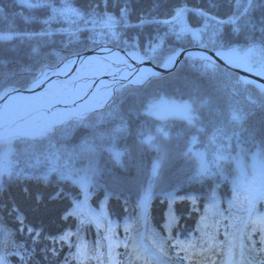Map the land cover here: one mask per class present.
I'll list each match as a JSON object with an SVG mask.
<instances>
[{"label":"snow or ice","instance_id":"obj_1","mask_svg":"<svg viewBox=\"0 0 264 264\" xmlns=\"http://www.w3.org/2000/svg\"><path fill=\"white\" fill-rule=\"evenodd\" d=\"M23 7L28 9L41 8L50 10L51 15L44 19V24H51L58 18L68 19L66 13L71 11L76 17L73 23L77 21V28L75 33H68L70 37H75L77 33H91L87 36L86 42L84 43V50L96 53L97 49L103 52H107L110 55L113 54V47L120 51L126 49L131 50V58L136 61L137 64H144L146 61L157 62L160 67L166 71L170 67L174 68L179 62L180 57L183 55L188 60H199L200 72L205 75L215 77L218 74L228 75L227 70L232 68H239L244 72H247L253 76L264 78V61L259 63H251L248 58V53L241 54V51L234 46L233 37L237 34H246L251 38L252 34L259 30L264 39V15H261L259 20L253 17V12L257 8L264 5V0H205V6H193L189 7L187 0H179V2L170 10L168 15L163 18L151 15H141L138 17V23L132 25L129 23L128 17L131 12V4L133 0H90L86 9L81 11L76 8L69 9L67 5L63 8L54 6L53 0H38V2H31V0H17ZM160 0H157L159 4ZM112 4L119 11V18L107 11L109 5ZM225 4L229 5L232 11L226 16L221 18L216 15V10L223 7ZM103 5L104 12L101 14L99 11ZM2 11V10H0ZM191 14L201 22V26L195 29L190 28L184 23V18ZM97 17L101 18L102 27L107 29L103 33L107 43L101 44L97 39L95 28H88L89 24L95 26L97 24ZM35 19L34 17H26V22H31ZM146 24L155 26V33H149L146 39H141V34L137 32L135 35H129L124 31H118L117 29H129L136 28L142 29ZM177 25L179 28L177 29ZM225 26L231 28L230 33L223 31ZM161 29H166L161 31ZM41 35L51 36V32H41ZM191 36V39L188 36ZM24 35L21 33L0 34V42H8L14 38ZM70 47L67 57H61L59 64H63L64 68H67L68 64H75L79 61L82 70H93L96 63L91 58L84 56L83 52L79 49V42L73 45V40L68 41ZM111 44L113 47H109ZM167 47L166 52L163 51L165 45ZM190 44L201 49H204L206 53L214 54L215 58L224 62V70L214 59L213 55L203 54L201 56H193L188 49L184 46ZM139 47L142 51V55L135 51ZM251 51V49H249ZM32 58H39V51L36 48L32 49ZM163 56L162 59H158L159 56ZM109 56L102 58L103 63H107ZM114 63V62H113ZM59 64L51 65L48 63H41L38 69V75L36 73L31 74V79L26 80L19 87L12 85L7 77L4 78V82L0 83V140L5 142L11 141L13 137L20 136L21 132L26 130L21 129L17 125V120L23 121L24 117L20 116L19 113H13L10 111L9 101L13 99V93H19L21 90L34 92L35 87L41 86L44 82L50 80L49 73H53L57 76L63 71ZM96 70H102L97 68ZM118 73V74H117ZM117 73H111L113 80L119 85V88L112 89L113 93H119L121 90L126 89L124 81H127L128 85L140 84L143 85L148 77L144 76L140 70H133L131 65H127L124 69H117ZM66 74V73H65ZM152 77H159V73H149ZM249 85H255L264 93V85H258L254 80L240 78L232 79L229 77V83L223 85L222 90L230 92L231 94L237 93L241 87L245 89ZM11 89L10 91L8 89ZM50 98H38L44 103H50ZM21 99H23L21 97ZM83 99V97H81ZM109 100H113L110 95ZM75 103V101H73ZM114 102V100H113ZM107 103V101H105ZM140 107H137L136 99L133 98L129 101L128 108L124 114L120 112H109L108 116L111 119L118 120L116 124L108 132L99 133L93 141L86 142V151L94 158L98 153L107 152L110 158L117 164L120 163L121 157L126 155V152L116 150V142L121 138L131 136L134 138L135 146L137 148H147L157 152V160L153 165L152 174L156 176L159 172L160 165L167 160L169 152L166 146H164L158 137H163L164 140L170 139V133L165 130L164 126H159L155 129V134L151 131L146 130L143 126H134L133 117L141 114V108L145 110V114H152L154 111H159L162 107H167L169 110L178 112L181 117L187 121L188 128L175 133V139L177 142H184L186 145L197 141V135L193 134H205L206 129L212 126L214 131L209 139V144L213 145L218 138L231 139L235 135V131L232 135H229V127L242 126L246 114L240 110L229 106L228 115L225 117L224 112L218 107L214 106L209 99L203 98L198 90H193L189 98L182 103L167 102L164 100L145 102L140 100ZM255 103V101H253ZM54 107V105H53ZM206 109V112L201 111ZM15 115V119L13 118ZM84 113H79L76 116L78 121L84 119ZM57 120L59 123H57ZM52 122H44L36 125L33 129V134L38 132L40 137L55 136L57 127L62 125L64 121L61 118H57ZM13 125L16 126L17 131H12ZM254 131V130H253ZM264 134V129L261 130ZM250 134H252L250 132ZM20 138H25L20 136ZM98 141V142H97ZM8 151L0 154V159L4 161L0 165V176L7 174L10 181L13 183H19L20 181H35L37 187L35 190H31L28 187H24L23 191L25 195L30 198L35 204H43L45 201L55 203L57 201L67 198V194L64 192L62 184L65 182H71L74 185L78 184L81 188L82 194L85 200L90 197V193L87 191L89 187L97 186L95 184V178L101 175V169L94 163V159L89 161L87 168L77 170L69 167L68 165H58L59 155L57 152H51L45 159L49 160V167L47 171L37 174L36 172H28L27 169H21L13 172L10 170L7 164ZM201 156V167L197 176L193 177L194 180H200L205 175H211L208 170L207 164L203 162ZM225 159L223 154L219 152L215 156L217 172H220L219 161ZM37 164H39V158H36ZM35 167V165L33 166ZM27 173V174H26ZM52 173H56L58 179L53 186L49 180V176ZM83 173V174H81ZM118 179L113 180V184L118 186ZM106 198L109 194L106 193ZM180 199H183L181 197ZM211 199L215 200V194L213 193ZM239 199V198H237ZM247 199V197H246ZM261 199H264V185L257 190L256 195L249 200L247 207L243 208V212L246 213L247 221L245 222L244 217H241L242 228L238 227L237 235L234 240H227L226 244L217 246L214 243L215 238L201 239L198 241L187 240L186 242H177L173 244V247L179 248L181 251L194 250L197 247H201L202 250L206 249L208 253L216 255L218 258L225 255V248H227L228 259L219 260V264H264V215H261L255 208V203ZM170 200L175 202V197L170 196ZM214 206V203H213ZM83 207V201L76 200L73 198L71 210L66 209L61 216V219L67 220L70 217L75 216L79 220V226L77 231L73 233L71 230L59 233L56 236L51 237L52 243H60L61 245L67 244L71 249L75 247L77 249V255L80 252L82 242L80 241V230L86 225H90L92 220L86 217L80 209ZM11 211L16 213V219L21 224L20 231L23 232L24 219L20 215L19 208L13 204L11 205ZM255 217V219H253ZM33 245V252H27L20 254L21 260L24 264H27V259L34 254L35 246L41 242L42 239H48L43 237L42 231L35 230L31 227L27 229ZM0 232L4 234L3 244L0 245V264H9L8 255L14 254L7 251L8 247V235L7 229L0 228ZM76 236L77 243H72V237ZM167 243V242H165ZM99 245V241L97 242ZM119 245H117L118 247ZM17 248L22 245H16ZM126 247V245H125ZM161 255L164 254V245L161 246ZM219 247V251H217ZM44 251L47 253L48 249ZM52 254L55 255V248L52 249ZM109 264H118L117 261L111 258V252L109 253ZM209 264H217V261L211 260L208 257ZM65 264H68L67 258Z\"/></svg>","mask_w":264,"mask_h":264},{"label":"trees","instance_id":"obj_2","mask_svg":"<svg viewBox=\"0 0 264 264\" xmlns=\"http://www.w3.org/2000/svg\"><path fill=\"white\" fill-rule=\"evenodd\" d=\"M31 2L35 3L38 2V0H31ZM89 2L90 0H53L54 6L58 8H63L65 7V5H67L69 9L74 7L81 11L86 9ZM178 2L179 0H160L159 4H157V0H133L131 4V12L128 17L129 23L132 25L137 24L138 17H140L141 15H151L163 18L164 16L168 15L170 10ZM187 3L189 7L205 6V0H187ZM0 10H2L0 11V34H9L10 32L24 34L19 36L18 38L12 39L11 41L0 42V82L2 81V83L4 82V78L7 77L8 81L12 85L19 87L26 80H30L32 78V73L38 72L39 66L42 62L56 65L60 61L61 57L68 56V51L70 47H72L68 44L69 39L73 40V45L79 42V49L81 51H85L84 43L86 42L87 38V35L85 33H77L75 37H70L69 35H65L61 32L64 30L76 31L77 23H80L82 26V22L80 21H77L76 23L72 22L76 20V17L72 14L71 11H68L66 13V15L68 16L67 20L58 18L51 24H44L42 21L51 15L50 10L41 8L28 9L18 3L17 0H0ZM99 11L101 12V14L104 12L103 5H101ZM107 11L116 16L117 19L119 18L118 9L112 4L109 5ZM231 11V7L225 4L223 7L216 10V15L221 18H226V16ZM261 15H264V5H262L260 8H257L256 11L253 12V17L256 20H259ZM26 17H34L35 19L31 20V22H26ZM194 18L195 17L191 14L187 16L189 25L192 27L200 26L197 25V20L195 23ZM101 25V18L97 17V24L95 26L100 27ZM88 26L93 25L89 24ZM228 28L229 26H225L223 31L226 33H230L228 31ZM117 30L124 31L129 35H135L137 32H139L141 34V39H146L148 34H154L156 29L155 26L146 24L142 29L118 28ZM45 31L51 32L53 33V35L44 36L40 34L41 32ZM77 37L78 41L74 39ZM233 40L235 47L255 45L258 46L264 53V39H262V34L259 30L253 33L251 38H249V36L246 34H238L233 37ZM169 46L170 45L166 44L164 48H167ZM184 46L186 47L188 45ZM33 48H36L39 51L40 55L38 59L32 58L31 53ZM136 50L142 53L139 47H137ZM197 62L198 61H195V63L192 64L193 66H190V64H183L180 67L181 71L180 69H178L177 74L173 77V79L166 80L167 82L162 81V78L155 79L154 81L139 87L136 94L132 91L126 92L123 97H118L116 102H114L115 106H113V108L111 109L112 112H120L121 114H124L128 108L129 101H131L133 98L136 99L137 107H140V100H145V98L147 97L153 99H179L181 101L183 99L187 100L190 94L193 93V90H198L202 97L203 94L208 95V92L205 91V89L213 87L214 84L205 81L207 80V76L203 75L200 72ZM178 73H180V75H178ZM221 76H223V74ZM203 81H205L204 85ZM220 94H225V96H227V99L230 100L227 91L224 93L220 92ZM213 98L214 97H210V101L212 103L216 102L214 99H217L218 102L222 101L220 98ZM143 111L144 109L141 108V114L139 116L133 117L134 126H138L141 119L143 121L145 120ZM104 114L102 116L106 117V121L109 120L111 121V123L113 121L119 123L118 120L111 119L108 115ZM244 126L245 128L239 136L245 137H243L242 140H237L236 144L241 145L243 143V146L247 147L245 151L249 153L255 152L256 154L264 156V134L261 133V130L264 129V118L262 116H257L249 122L243 123V125L240 127L242 128ZM235 131L238 135L239 129L236 128ZM250 132L252 134H250ZM79 133L81 132L73 134L69 137L70 139L66 137L67 139L65 138L63 139V141L66 142V140L68 141L73 138L78 139L81 137ZM54 141L56 143L57 140L53 138V142ZM119 141L122 142V138L119 139ZM24 143L25 141L23 140H17L9 144V147H14V152L9 155L6 162H12V164L14 163L15 165L22 166L16 167V169H27L28 172H36L37 174L47 171L49 167V160L45 159L44 156H48L51 151L57 152L56 150H53V147H50V143L52 142H44L43 139L31 141V143H33L32 148H30V146L29 148H25L26 146L24 145ZM123 143H125L126 150L121 151L127 152L126 155L132 157L131 160L128 159V162H123V168L116 163H112V167L110 168L111 171L104 173L101 169V175L95 178V184L97 186L89 187V189H87V191L91 195L86 200L78 184L72 185L69 182H65L62 184V187L64 192L67 194L66 199L57 201L55 203L45 201V203L37 205L30 198H28L23 191L24 187L35 190L37 187L35 181L26 182L22 180L19 183H13L10 181L9 177L6 178L5 181L2 182L3 186L0 188V228L7 229L9 232V235L7 237L9 241L8 246L15 243L19 245V242L23 240L27 243L28 239L31 238L27 231L29 227L35 230L40 229V231H42L43 237H48L50 240V236L58 235L59 233L67 230H71L73 233H75L77 231V227L79 226V220L75 216L70 217L67 220L61 219V216L66 209L71 210L73 198L79 201H83V207L81 208L82 210L80 209V211L83 212L86 217L92 220V223L90 225H86L85 227L81 228L79 234H81L82 236H85L83 234H85L86 229L89 228L91 230H94L95 226H98V224H96L97 220L95 221V218L97 217L98 209L103 205L109 214L108 219L110 218L115 220L132 217L131 219L134 221H138L137 218L140 217L141 212L145 209V207L148 206L145 215V223L147 227H150L154 231V233L163 237L162 224L164 222V212L167 210L168 206L167 196L174 192L171 189V183H175L176 180L184 181V177L186 176L183 175L184 172L181 169H176L180 162L178 163V165H176V160H174V158L175 155L179 152L180 155L183 154L188 148L189 144L186 145L184 142H180L178 143L181 146L180 148L177 147V144H175L173 150L171 151L174 153L173 160H171V163H168L167 168L162 167L156 176L150 174L148 177H146L144 184H148L150 186L149 192L151 196L149 198V201H147L146 203L143 202L142 205L138 207L145 189H140L133 184L132 180H134L136 176L135 172L138 171V173H140L141 170H144L152 173L151 167L157 157L154 151L151 149H149L148 152H146V148L136 149L137 147L135 146L134 138L131 136L126 137L123 140ZM225 144L227 143L225 142ZM46 145L50 148L46 149ZM66 145L68 147H75V142L72 143L73 146L69 144ZM41 148H43V150ZM85 151L86 150L75 151L71 155L73 157L72 159H75L74 169L82 170L87 168L88 164L86 163V155H89V153L84 154ZM240 151L241 150L238 149V152ZM245 151H243V153ZM3 153L4 150L0 151V154ZM58 155L60 158L57 163H59L60 159L65 160V158H67L63 153H60ZM37 157L39 158V164L36 163ZM72 159L69 162H71ZM27 161L31 164L29 167L24 166V163ZM226 162L227 164H222L221 167V172L225 174L226 177L224 175L223 176L226 178V181H218L216 179L217 173H211V175L207 176V179L192 183L187 188L188 190H182L179 193H184V197L182 199L183 201L181 200L182 203H190L191 201H193L192 196L198 195L197 200L199 201H196V204H198V208L202 207V202H207V199H204L205 196L201 195L204 194L205 191H209L210 193L214 192L216 195L223 196L221 194L223 193V190H226L227 187L232 184H236V181H239L240 179L235 180L233 176L229 175V171H234V167L231 163H228V161ZM34 165L35 167H33ZM259 169L260 168H258V170ZM12 170L13 172H16L14 169ZM168 172H171L172 174L170 178L167 176ZM166 177L168 181H165ZM57 179L58 177L56 173H52L49 176V180L52 182L53 186H55ZM114 179H118V186L113 184ZM212 182L214 183L213 185H211ZM226 182H228L229 186H226ZM239 183L241 185H244L247 189L251 187V184L247 185V181L245 180H242ZM106 193L109 194L108 198H106ZM188 193L190 194V197L186 196ZM199 195H201V197ZM245 197L246 196L243 195L244 202ZM181 201L174 202V209L176 210V212H182V210L179 208V204L181 203ZM208 202L211 206H213L214 203V208L217 207V210L224 212V207H222L221 205L216 204L215 202H213V200H209ZM226 202L229 205L226 207H228V209L230 210V206L232 205L228 200ZM13 204H15L19 208L20 215L24 219L23 232L20 231L21 224L19 220L16 219V213L11 211V205ZM263 204L264 199H262V205ZM207 216L209 217V214H206V217ZM227 217L228 215H224V217L222 216V218H224L225 220ZM195 220L196 217H192L183 222L187 226H193ZM205 220L208 219L205 218ZM234 220L235 218L232 216L230 218V221ZM226 221L228 222V220ZM240 221L241 220H237L236 222ZM230 235H234V229H231ZM26 236L27 239L25 238ZM2 237L5 238L0 234V240L3 239ZM49 239H45V245L40 246L42 248H36L38 258L40 259L41 257V260L43 256L45 259L51 258L46 257L47 253L44 251L45 248L49 250V243L47 242ZM84 241L86 242L87 239H84ZM48 255L50 256V254Z\"/></svg>","mask_w":264,"mask_h":264},{"label":"rangeland","instance_id":"obj_3","mask_svg":"<svg viewBox=\"0 0 264 264\" xmlns=\"http://www.w3.org/2000/svg\"><path fill=\"white\" fill-rule=\"evenodd\" d=\"M258 2H259V0H258ZM196 20H197V18L195 17L194 18L195 23H196ZM184 23L187 24L192 29H195V28H198L201 26V22L199 20H197V25H200V26H197V25H193V26H197V27L190 26L188 23L187 16L184 18ZM93 27L95 28L97 39L101 42V44L107 43L106 38L103 36V33L106 32L107 29L103 28L102 25L100 27L88 26L89 29H92ZM178 28H179V25H177V29ZM165 30L166 29H162V31H165ZM228 31L231 32L230 27L228 28ZM61 32L64 33L65 35H68V33H70V32L75 33L76 31L64 30ZM85 34L88 36L91 33L89 32V33H85ZM188 38L191 39L190 34H189ZM74 39L78 41V37L74 38ZM108 45L113 47L111 44H108ZM185 45H188V46H186L187 49L188 48H193V49L199 48V47H196V46H193L190 44H185ZM236 48L241 51V54L247 52L249 61L253 64L264 61V53L262 52V50L258 46L251 45V46H243V47L240 46V47H236ZM166 49L167 48H164L163 51L166 52ZM249 49H251V51H249ZM125 51L131 52V50H128V49H126ZM82 52L84 53L85 51H82ZM193 56H197V55H193ZM162 58H163L162 55L158 57V59H162ZM195 61H198L199 63L201 62L199 60H188L186 58L184 60V58H183L179 62L177 67L174 68L172 71L168 72V74H165L163 76H159L158 78L148 75L147 76L148 79L143 85H145L149 82H152L155 79H161V78H162V81L167 82L166 80L173 79V77L177 74L178 69H180V71H181L180 67L183 64H187V65L190 64V66H193L192 64H194ZM150 62L152 64L154 63L156 67H160L157 62H153V61H150ZM198 62H197V64L199 65ZM57 64H59V62ZM220 67L222 70H224V66L220 65ZM97 68L101 69L99 66H95L93 68V70H87V71L79 68L76 71V73L72 74L68 78L62 79L58 83V85L53 86L54 90L52 92H54L56 90V91H58L59 94H61L62 92L67 93V92L71 91L72 88L74 87V85L79 80L88 79L89 77H93V76L98 75L100 73V70H96ZM184 72H187V71H184ZM227 72H228L227 76H225V75L221 76L222 74H218L215 77H212L211 75L207 76V78H206L207 80H205V81H207L211 84H214V86L210 87L209 89L204 88L205 91L208 92V95L203 94V97H205V99H209V100H211L210 97L220 98L222 101L218 102L217 99L213 98L216 102L215 103L211 102V103L214 106L221 109L224 112L225 117H227L228 109H229V106L231 105L232 107H234V108H236V109H238L241 112L246 114V118H245L244 123L249 122L250 120L254 119L257 116H262L264 118V93H262L258 87H257L258 88L257 89L254 85H249V86H247L246 89L244 87H241L240 90L235 94H231L230 92H228L230 100L227 99V96H225V94H220V92L221 93L226 92V91L222 90V87H223V85L229 83V77H231L232 79L242 78L233 70L228 69ZM178 75H180V73H178ZM205 81H203V85H204ZM0 83H2V81ZM124 84L126 85V89L121 90V92H119V93H113L112 94V92H111V96L113 97L114 102H116L118 97H123L125 95V93L128 91H132L133 93L136 94L138 92L139 87L143 86L140 84L128 85L127 81ZM117 88H119V87H117ZM194 89H197V88H194ZM8 90L10 91L11 89L9 88ZM220 90H222V91H220ZM52 92L49 91V93H52ZM113 100L107 101V103H105V105H103L101 108L94 109V111H91V112H86L84 115V119L82 121H78L77 119H70V120L65 121L62 125L57 127L55 136L50 135L49 137H40L39 134H37V135L28 134V135H21V136H24L25 138H20L19 140L25 141V143H24V145L26 146L25 148H29V146H30V148H32L33 143H31V141H35V140H39V139H43L44 142H48V141L52 142V143H50V147L51 148L53 147L54 148L53 150H56L58 154L63 153L67 157V158H65V160L60 159L59 163H57V164L58 165L66 164L69 167L74 168V160L75 159H72L73 157L71 155L75 151L86 150V146H87L86 142L87 141H93L99 133H103L106 131L108 132L112 128H114L116 126V124H118L115 121H113L112 123L109 120L106 121L105 120L106 117L102 116L104 113H106L104 115H108L109 112H112L111 109L113 108V106H115ZM153 100H155L157 102L160 100H164V101H167L169 103H171V102L182 103L183 101H185V99L180 101L179 99L170 100V99H163V98H160V99H153L150 97L145 98L146 103L151 102ZM253 101H255V103H253ZM201 111L206 112V109H201ZM143 113L145 115V120L143 121L141 119L139 122L140 124L138 126H143L146 130L151 131L153 134H155V129L157 127L164 126L165 130L170 133V139L169 140H164V138L162 136L158 137V140L164 146H166V148L168 149V152H169L167 160L164 161L160 165V169L162 167L167 168L168 163H171V160H173L174 153L171 151L173 150L175 144H177V147H179V148L181 147L178 144L180 142H177V140L174 138L175 133L177 131H181L183 129L188 128L189 126L187 124V121L184 120L178 112L169 110L167 107H162L159 111H154L152 114L146 115L145 110L143 111ZM74 124H79L80 126L74 125ZM234 128L239 129L238 135H237V132L235 131ZM234 128L231 126L229 127V135H232V132L235 131V135L232 136L231 139L218 138L217 141L215 142V144H213V145L209 144V139L212 135V132L214 131L212 126H209L206 129L205 134L193 133V134L197 135V141L194 143H189L188 148L185 150V152L183 154L180 155V152H179L178 154L175 155L174 160H176V165H178V163L180 162L176 169H178V168L181 169L184 172L183 175L184 176L186 175L184 177V181L176 180L175 183L170 182L171 183V189L174 191L171 194L173 195V193H174V195H177V196L180 195V196H178L179 198H175V200H177V202L182 200V199H180L181 197H184V193L179 194L182 190H186L189 187V185H191L192 183L200 182L201 180L207 179L208 175H205V177L203 179H200V180H194L193 179V177L197 176L198 172L200 171V167H201V162H202L201 156L198 154H202L203 162L205 164H207L209 172L213 173V174L217 173L216 179L218 181H226L225 174L223 172H221L222 164L223 165L227 164V162L225 161L226 159H227L228 163H231L234 167L233 168L234 171H232V170L229 171V175L233 176L235 178V180H237V179L238 180L240 179L241 181L245 180V181H247V185L248 184L250 185V181L252 179H254L251 177L255 176V174L256 175L259 174L258 168L261 165H264V156H262L260 154H256L255 152L249 153V152L245 151L247 147H244L243 143L241 145H237L236 144L237 140H242V138L245 137V136H241V137L239 136L240 133L245 128V126L242 128L240 126L234 127ZM77 132H81V133H79L81 135L80 138H78V139L73 138V139L68 140V141L66 140V142L63 141V139H65L66 137L68 139H70L69 137L72 136L73 134L77 133ZM53 138H55L57 140L56 143H55V141L53 142ZM60 139H62V140H60ZM124 139L125 138H122V142L119 140H118L119 142L118 141L116 142V145H115L116 150H118V151L126 150L125 143H123ZM73 142H75V147L72 145ZM225 142L227 144H225ZM11 143L12 142H7L5 144L0 145L1 146L0 151H3V150H4V152L8 151V153H9L8 157L12 152H14V147L13 146L9 147V144H11ZM66 144L72 145L73 147H68ZM50 147L47 145L45 146L46 149H48ZM41 149L43 150V148H41ZM136 149H140V148H136ZM238 149H240L241 151L238 152ZM148 150L149 149L146 148V152H148ZM243 151H245V152L243 153ZM51 152H54V151H51ZM218 152L220 154L225 152V155H224L225 159L219 161L220 172H217V168H216L217 162L215 160V156L217 155ZM85 153H88V152L85 151L84 154ZM154 153L157 157L158 156L157 152L154 151ZM44 157H46V156H44ZM131 158L132 157H130L128 155H124L123 157H121L122 160L120 161V163L117 164L114 160H112L110 158L109 153L104 152V153L96 154L94 158L90 154L86 155V160H87L86 163L89 164V161L94 159V163L100 169H102V172L105 173V172L111 171L110 168L112 167V163H114V164L116 163L117 165L122 167L124 165L123 162L124 163L126 161L128 162L129 161L128 159L131 160ZM71 159H72V161L69 162ZM156 160H157V158H156ZM156 160L153 162V165L156 162ZM3 163H4V161L0 160V165H2ZM7 164L9 165L11 171H13L12 169H14L15 171H19V169H16V167H22L20 165H15L14 163L12 164V162H8ZM30 165L31 164L28 161L24 163V166L29 167ZM153 165L151 167V171L153 169ZM135 173H136V176H135L134 180H136V181L132 180L133 184L136 185L140 189H145L143 194H142V199L140 200V202L138 204V207H140L143 202L146 203L147 201H149V198L151 196V194L149 192L150 186L148 184L145 185L144 181H145L146 177H148L152 173L144 171V170H141L140 173H138V171H136ZM262 175L263 176H261V178H262L261 182H264V171H263ZM167 176L170 178V176H172L171 172H168ZM8 177L9 176L7 174L0 176V188L3 186L2 182L5 181V179ZM258 178L259 177L255 178L253 180V182L251 183V185L255 184L257 182ZM165 181H168L167 177H166ZM236 182H240V181H236ZM213 184L214 183L212 182L211 185H213ZM226 186H229L228 182H226ZM213 193L212 192L210 193L209 191H205L204 194H201L202 196H205L204 199L206 198L207 202H204V203L202 202L203 206L199 207V208L197 206L198 204H196V201H199V200H197L198 195L197 196L193 195L192 196L193 201H191L190 203H188V202L180 203L179 208L182 210L181 213L187 219L192 218L191 215L194 214V216H197L196 219H202V225H204V224L206 225L207 224V223H205V218H207L206 217V214H207L206 211L208 208H210V206L208 205L210 203L208 201L209 200L212 201L211 196ZM246 193L247 192L244 193L243 191L234 190L233 185H230L229 187H227L226 190H223V193H221L223 196H219V195H216L214 193L215 194L214 202L216 204L224 207V212L227 213L226 215H229L231 213L235 217H240L241 215L244 214L243 210H242V206L245 203L243 200V195H245ZM201 195H199V196L201 197ZM186 196L190 197V194L188 193ZM237 198H239V199H237ZM227 200L233 206V207L230 206L231 207L230 210L228 209V207H226V206H229L226 202ZM147 207H145V209L141 212L140 217L137 218L138 221H136V224L133 226L134 231L130 232V236H132V240L135 239L137 242L134 244L135 245L134 247H131V243H129L128 251L132 250L131 257L138 259L139 262H141V257H144L146 262H149L150 260H152V261L153 260H156V261L163 260L165 262L164 264H179L177 262V260L170 258L166 254L161 255L160 254L161 250L157 249L152 244L151 240L146 237V235H145L146 223L144 220V216L146 215ZM214 209H217V207ZM100 211H101V209H100ZM139 213H140V210H139ZM222 216L224 217L223 214H222ZM96 220L97 219H95V221ZM129 221L131 223L134 222V220H132V219H130ZM174 221L175 222H171L172 225H168L167 221L165 223L163 222L165 229L174 230L173 228H174V225L176 223V220H174ZM246 221H247V218L245 217V222ZM163 224H162V227H163ZM208 225L210 226L212 231L215 229V224L212 221H209ZM231 225H233V227L229 226L225 230V232H224V230L223 231L221 230V233H224L226 235H230L231 229H237L238 227H240V228L243 227V225L241 223L236 224V223L231 222ZM174 232L177 234V231H174ZM138 237H139V239H138ZM144 237H146V238L144 239ZM143 246L146 247V250L142 251ZM152 247L156 248V250L158 252H156L154 249H152ZM139 253H141L140 257H138ZM133 254H134V256H133ZM167 258H169L171 260H169ZM168 261H170V263H168Z\"/></svg>","mask_w":264,"mask_h":264},{"label":"bare ground","instance_id":"obj_4","mask_svg":"<svg viewBox=\"0 0 264 264\" xmlns=\"http://www.w3.org/2000/svg\"><path fill=\"white\" fill-rule=\"evenodd\" d=\"M100 53L104 52L99 50L96 55L89 57L93 61L97 62L95 66H99L102 69L100 70V73L96 76L89 77L88 79L79 80L74 85L72 90L67 93L62 92L59 94L56 90L52 92L54 90L53 86L58 85L62 79H65V73H67L71 68H80V63L78 62V65L77 63L75 65L69 63L67 68H64L63 64H59L60 68L63 69L61 74L57 76L50 72V80L44 82L39 87H35L34 92L20 91L19 93L12 94L13 99L8 102L10 111L13 113L18 112L20 116L24 117L23 121L17 120L16 122L21 129L26 130L25 132H21L20 135L33 134V129L35 126L44 122H52L57 120V118H61L64 122L68 119H76V116L79 113L85 114L86 112L101 108L103 105H105V101L109 100L108 97L111 95L112 89L117 84L113 80L111 73H117V69H124L130 64L116 54H112L110 56L104 55L109 56V60L107 63H103L102 58L104 56L98 55ZM137 69L140 70L144 76H148L150 73V71L142 68L141 66L138 68L135 67L133 70L135 71ZM247 74L251 75L249 73ZM49 91L52 93H49ZM53 96L55 98L51 99L50 103H44L38 99L50 98ZM21 97L23 99H21ZM81 97H83V99H81ZM73 101H75V103ZM0 107H2V103L0 104ZM13 118L15 119V115ZM57 123H59L58 120ZM12 131H17L15 125H13ZM37 134L39 133L35 132L33 135ZM131 230L134 231V227H131ZM0 234L4 236L2 232H0ZM135 243L137 242L135 239H133L131 242V247H134ZM129 252L132 254L131 250H129ZM140 255L141 253L138 254V257H140ZM141 260L143 261V264L165 263L163 260H150L152 262L148 263L144 261V257H141ZM33 264H41V257L40 259L37 258L34 260Z\"/></svg>","mask_w":264,"mask_h":264},{"label":"water","instance_id":"obj_5","mask_svg":"<svg viewBox=\"0 0 264 264\" xmlns=\"http://www.w3.org/2000/svg\"><path fill=\"white\" fill-rule=\"evenodd\" d=\"M108 46H109V45H108ZM109 47H111V46H109ZM99 50H100V49H97V52H98ZM188 51H189L191 54H198V55L210 54V53H206V51H205L204 49H199V48H195V49H193V48H188ZM97 52H96V53H97ZM96 53L94 54V53H92L91 51H86V52L83 53V54H84V56H86V57H90V56L96 55ZM113 54H116V55H118L119 57H121L123 60L127 61V63H129V64L132 66L133 69H134L135 67L138 68V67L141 66L142 68H144V69H146V70H148V71H150V72H157V73H159V76H163V75H165V74H168V72H170V71H172L174 68H176L177 65L179 64V62H180L183 58H185V56L182 55V56L180 57L179 62L176 64V66H175L174 68L170 67L169 70L166 71V70H165L164 68H162V67H156V66H154L150 61H146L144 64H137L136 61H135L134 59L131 58V56H132V52L120 51L119 49L113 47ZM98 55L104 56V55H109V54H108L107 52H104V53H100V54H98ZM210 55H213V57H214V54H210ZM214 59L217 60V63H218V64L224 66V62H223L222 60H219L218 58H215V57H214ZM77 62L79 63V61H77ZM77 62H76V63H77ZM76 63H75V64H76ZM78 63H77V65H78ZM75 64H73V65H75ZM75 69H76L75 67L71 68V69L65 74V77H66L69 73L73 72ZM230 70H233L234 72L238 73V74H239L240 76H242L243 78L251 79V80H254V81H255L256 83H258V84L264 85V79H263V78L248 75L246 72L242 71L241 69H237V68H232V69H230ZM125 82H126V81H124V83H125ZM117 87H119L118 84H116L114 88H117ZM114 88H113V89H114ZM23 91H24V90H21V92H23ZM112 94H113V92H112ZM108 101H109V100H108ZM1 103H2V102H0V104H1ZM3 142H4L3 140H0V143H3Z\"/></svg>","mask_w":264,"mask_h":264}]
</instances>
